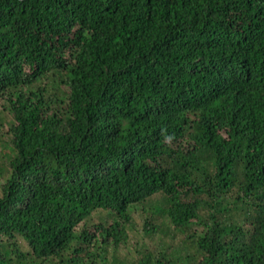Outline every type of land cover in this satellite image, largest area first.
Masks as SVG:
<instances>
[{"label": "trees", "instance_id": "obj_1", "mask_svg": "<svg viewBox=\"0 0 264 264\" xmlns=\"http://www.w3.org/2000/svg\"><path fill=\"white\" fill-rule=\"evenodd\" d=\"M0 264H264V0H0Z\"/></svg>", "mask_w": 264, "mask_h": 264}]
</instances>
